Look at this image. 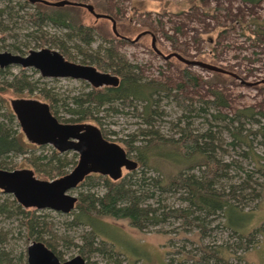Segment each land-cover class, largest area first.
Masks as SVG:
<instances>
[{
	"label": "trees",
	"instance_id": "16d2710c",
	"mask_svg": "<svg viewBox=\"0 0 264 264\" xmlns=\"http://www.w3.org/2000/svg\"><path fill=\"white\" fill-rule=\"evenodd\" d=\"M1 1L7 5L0 7V29L5 21L4 16L7 15L10 20L17 16L15 7L11 5L13 0ZM107 1L94 0L90 4L97 12L107 13ZM24 3L21 8L27 7V4L33 8L27 13L28 21L37 28L36 32L41 34L36 37L41 42V48L44 45H51V48L58 49L67 59L110 71L119 77V81L117 84L103 87H93L82 81L86 88L69 97V101L66 102L57 93H53L52 89L41 87L39 81L26 73L25 68L12 74L7 67L0 68V76L3 78L0 80V91L12 90L19 94H28L26 98L43 100L49 104L52 113L61 122H95L101 125L104 124L101 113L125 112L129 108L145 127L140 129L139 139L136 134L131 139H122L127 146V153L133 155L138 162L136 169L116 181L99 173L91 174L82 181L81 186L88 188L79 193L75 208L68 213L72 216L69 226L89 229L82 233V244L74 243L80 254L86 260L95 252L120 256L106 240L98 242L101 236L97 230V221L103 217H112L127 220L133 228L142 232L155 230L173 221L181 222V226L192 231L194 237H186L184 242L196 244L195 249H188L185 245L172 243L173 239L169 240V246H176L175 250L167 249L169 264L176 261L179 264H238L237 262L244 261L240 250L244 252L249 249L248 246L258 243L257 234L262 232L260 229V232L250 231L251 234L245 235L243 229L248 226V222L240 221L238 215L247 214L242 203L261 198L260 188L264 186V154L255 151L253 138L260 137V142L264 144V124H260L256 130L249 129L247 133H243V125L240 124L238 128L233 122L239 121L242 117L255 121L254 109L252 107L240 109L232 117L220 112L211 114L209 111L211 104L216 106L226 104L220 90H213L214 99L204 101L206 107L200 108L205 115L210 114L215 119L228 121L230 126L225 128L233 136L231 146L244 144L248 147L249 150L244 152V156L250 154L256 167L246 173L243 171L246 175L243 178L241 175L242 170H245L243 167L232 168L234 161H228L218 155L217 149L220 146L215 142L223 143L221 133L218 135L212 129L206 131L194 129L192 113L197 109L177 90L186 85L196 89L205 82L214 85L215 80H204L188 67L182 69L183 82L176 88L156 79L143 77L138 65L129 61L119 50L116 38L102 37L106 45L92 49V43L99 33L96 34L95 27L84 24L81 16L82 6L71 4L54 6L29 0H25ZM49 23L65 32L62 35H48L43 27ZM72 39L80 40L79 43L75 41L74 45L78 55H72L69 51L68 40ZM80 42L86 48L82 47ZM212 72L214 77L226 74L215 70ZM166 96H174L178 105L186 112L183 115L187 119L185 124L180 125V122L176 124L177 136H166L157 128V122H160L164 115L161 100ZM62 108L69 114L68 117L60 113ZM0 116V168L13 170L16 164L9 163L8 160L12 155L29 154L30 147L23 141L15 114L6 108ZM102 134L106 138V135ZM222 151L226 150L222 148ZM77 157L76 152L60 153L53 149L51 155L41 154L35 159L29 157L25 159L44 178L54 179L68 173L76 164ZM235 169L237 173L233 175L231 172ZM236 176L242 181L231 183V179ZM99 185L104 188L103 192L93 190ZM169 194L177 195L180 203L170 204L167 197ZM0 213L19 216L21 226L26 231V241L29 243L42 241L62 259L61 253L57 250L56 234L51 230L52 225L46 221L44 215L27 210L14 198L10 200L9 205L5 201L0 204ZM218 220H223V223L220 225ZM214 222L217 225H214ZM215 226H222L231 231L238 240L245 241L248 246L244 247L242 243H237L234 248V244L228 242L204 243L202 240L212 236ZM157 230L163 234L169 233L167 230ZM47 231L52 238L46 239ZM5 241V236L0 234V264H15V258L19 263L28 264L25 258L15 257L13 253L8 252L4 247ZM173 253L177 257H174ZM234 259L237 260L236 263H233Z\"/></svg>",
	"mask_w": 264,
	"mask_h": 264
},
{
	"label": "rangeland",
	"instance_id": "374dc122",
	"mask_svg": "<svg viewBox=\"0 0 264 264\" xmlns=\"http://www.w3.org/2000/svg\"><path fill=\"white\" fill-rule=\"evenodd\" d=\"M93 1L84 0L83 2L93 3ZM24 2L25 0H13L11 5L15 7L17 16L12 20L7 15L4 16L5 21L0 29L1 52L26 54L30 50L41 48V42L36 39L41 34H38L37 28L28 21L27 13L33 8L28 4L27 7L21 8ZM107 2L108 15L116 21L117 32L126 38L120 40L115 35L111 20L97 18L87 8L82 7L81 16L84 24L95 27L96 34L99 33L92 43V49H97L99 45H106L102 37L116 38L119 50L129 61L138 65L143 77L156 79L173 88L183 82L182 69L185 67L204 80H215L214 85L205 82L196 89L186 85L177 90L183 93L189 99L188 102L197 109L192 113L194 129L199 131L212 129L218 135L221 133L223 143L215 142L220 146L217 149L218 155L228 161H234L232 168L243 167L245 170H242L241 175L245 178L244 172L252 171L256 167L250 154L244 156V152L249 150L248 147L244 144L237 147L231 146L233 136L225 128L230 126L228 121L215 119L210 114L205 115L201 109L206 107L204 101L214 99L213 90H220L226 104L217 106L211 104L209 106L211 114L220 112L232 117L238 110L252 107L256 113L255 121L242 117L239 121L233 122L234 125L239 128L242 124L243 133H247L249 129L256 130L260 124H264V0H108ZM6 5L7 3L0 0V7ZM43 30L48 35H62L65 32L50 23L45 25ZM143 31H149L151 35H145L137 40L138 34ZM75 41L80 40H68L72 55H78L74 48ZM80 45L86 48L82 42ZM17 47L19 49H16ZM43 47L51 48V45ZM172 53H178L194 63L187 64L176 56L166 58ZM201 63L221 67L226 74L214 77L213 72ZM21 68L13 65L9 67V71L16 74ZM26 73L32 79L39 81L41 87L52 89L53 93H57L66 102L69 101V97L86 88L83 80L43 77L34 68H26ZM0 80H3L2 76ZM27 95L15 93L12 90L0 91V113L6 108L13 112L11 101L20 97L26 98ZM160 105L164 115L162 120L157 122V128L166 136H177L176 124L180 122V125H183L187 120L183 116L186 114L185 109L178 105L174 96L164 97ZM60 113L66 117L69 115L64 108L60 110ZM100 116L104 124L89 123L97 126L108 140L119 143L126 151L127 146L122 139H131L135 134L139 139L140 129L145 128L141 120L135 117L133 110L129 108L119 113L103 112ZM18 128L23 135L24 143L30 147V152L27 155H12L8 162L16 164L14 169H32L37 178L46 179L29 164L25 157L35 159L41 154L51 155L52 150L55 149L54 146L36 144L25 136L19 123ZM253 140L255 151L264 154V144L260 142V137H254ZM221 147L226 151H222ZM131 157L134 159L133 155ZM130 172L132 170L123 168V176ZM231 173L233 175L237 173L236 169ZM240 181L242 180L238 176L231 179V183ZM81 185L82 182L71 193L79 197V193L88 188ZM93 190L103 192L104 188L99 185ZM260 190L262 194L259 200L242 203L244 212L247 214L238 215L240 221L248 222V226L243 229L245 235L250 231L260 232L262 229V232L257 234L258 243L248 246L245 241L238 240L235 234L222 226H215L212 236L202 240L204 243L228 242L234 244V248L237 243H242L244 247L248 246V250L244 252L240 250L245 260L237 262L234 259L233 263L264 264V186ZM167 197L170 204L180 203L175 194H169ZM13 198L11 193L0 190V204L5 201L9 205ZM26 209L44 215L46 221L52 225L51 230L56 234L57 250L61 253L62 260L80 254L79 248L74 243L82 244L81 236L83 231L89 230L87 227L69 226L72 216L67 213L49 208L27 207ZM20 219L19 216L0 213V234L5 236L4 247L8 252L13 253L15 257L19 256L27 260V247L32 242L26 241V231L22 228ZM218 222L221 225L223 220ZM180 224L181 222L173 221L171 224L159 226L157 229L169 232L163 234L157 229L142 232L133 228L127 220L103 217L102 220L97 221V230L101 236L98 242L100 243L102 239L106 240L120 253V256L95 252L87 258V261L89 264H118L120 261L121 264H169L167 249L175 250L176 248L174 245H168L170 239H173L172 243L185 245L188 249H195L197 246L190 241L184 242L186 237L194 236L192 231L186 230ZM214 225L217 223L214 222ZM46 233V239L52 238L48 231ZM173 255L177 257L175 253ZM16 259L15 264H23ZM174 264L179 263L176 261Z\"/></svg>",
	"mask_w": 264,
	"mask_h": 264
},
{
	"label": "water",
	"instance_id": "95a60500",
	"mask_svg": "<svg viewBox=\"0 0 264 264\" xmlns=\"http://www.w3.org/2000/svg\"><path fill=\"white\" fill-rule=\"evenodd\" d=\"M49 5L71 4L87 8L97 18H107L113 22L116 35V22L110 15L97 12L93 5L72 0H29ZM138 38V37H137ZM178 57L187 64L194 61L178 53L166 56ZM34 68L43 77L70 78L83 80L93 87L117 84L119 77L109 71L99 70L92 64L79 63L67 59L58 49L43 47L30 50L26 54L0 51V68L10 66ZM210 71L225 70L221 67L201 63ZM13 112L25 136L39 145H53L59 151L76 150L80 159L75 168L54 179H40L32 169L7 170L0 168V188L14 195L24 207L49 208L70 213L76 206L78 197L71 192L84 180L87 174L98 172L119 180L123 168L134 170L138 162L117 142L103 137L101 130L90 123L61 122L51 111L48 103L36 98L20 97L11 101ZM28 264H89L81 255L62 260L55 251L42 241H33L27 247Z\"/></svg>",
	"mask_w": 264,
	"mask_h": 264
},
{
	"label": "flooded vegetation",
	"instance_id": "af4514ba",
	"mask_svg": "<svg viewBox=\"0 0 264 264\" xmlns=\"http://www.w3.org/2000/svg\"><path fill=\"white\" fill-rule=\"evenodd\" d=\"M105 14H107V13H105ZM111 17V16H110ZM111 18H113V17H111ZM112 21V20H111ZM116 22V21H115ZM113 23V22H112ZM145 35H151V34H149V31H143V32H141V33H139L138 34V38H137V40H139V39H141V38H143ZM117 36H119L120 38H126L125 36H123V35H117ZM152 37V36H151ZM153 41H155V37L153 36ZM20 125V124H19ZM103 135V134H102ZM104 137V136H103ZM55 150H57L58 152H60V153H66V152H76L77 153V155H78V157H77V162H76V164L73 166V168L69 171V172H71L74 168H75V166H77V164H78V162H79V159H80V154L76 151V150H73V149H71V150H67V151H59L58 149H56L55 148ZM68 172V173H69ZM95 173H98V172H91V173H89V174H87L86 175V177L87 176H89V175H91V174H95ZM67 174V173H66ZM99 174H101V173H99ZM102 175H104V174H102ZM85 177V178H86ZM84 178V179H85ZM0 190L2 191V192H4V193H7L3 188H0ZM13 197H14V199L19 203V201L17 200V198L13 195ZM20 204V203H19ZM21 206H23L22 204H20ZM24 207V206H23ZM24 208H27V207H24Z\"/></svg>",
	"mask_w": 264,
	"mask_h": 264
}]
</instances>
